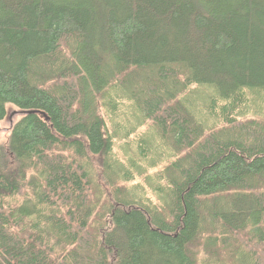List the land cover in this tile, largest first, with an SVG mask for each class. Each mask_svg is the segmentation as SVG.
Returning a JSON list of instances; mask_svg holds the SVG:
<instances>
[{
	"label": "trees",
	"instance_id": "16d2710c",
	"mask_svg": "<svg viewBox=\"0 0 264 264\" xmlns=\"http://www.w3.org/2000/svg\"><path fill=\"white\" fill-rule=\"evenodd\" d=\"M251 96L264 0H0V264H264Z\"/></svg>",
	"mask_w": 264,
	"mask_h": 264
},
{
	"label": "rangeland",
	"instance_id": "374dc122",
	"mask_svg": "<svg viewBox=\"0 0 264 264\" xmlns=\"http://www.w3.org/2000/svg\"><path fill=\"white\" fill-rule=\"evenodd\" d=\"M203 98H205V96ZM203 98H201L200 100H202ZM213 100L214 99L210 97V100L208 103L203 102L205 104V106H203L199 101L195 102L194 104H195L196 108L202 107V109L200 108V110H201L200 114H203L202 110H207V108H208V114L213 115V113H211L213 110L216 112L219 111V108H216V109L214 108L215 103ZM217 104H218V102H217ZM221 104L222 103H219L218 105L220 106ZM249 110L250 111L248 112V114L245 115L244 117H242L243 119H256V118H258V119L264 120V99L251 96L250 97V108H249ZM101 112L104 116H107L106 115V109L104 107L101 109ZM22 115L23 114L19 110H17L16 108H14L13 106H8V116L4 121L0 122V143H5L9 140L13 125L22 117ZM156 138H157V140H159L158 134L155 135V139ZM119 149H120V147L118 145L116 147L117 153H118ZM116 156H117V154H116ZM160 168H158V169L156 168V169L160 170ZM153 172H155V171H153ZM139 193L142 194L143 191H141ZM147 193L150 197H155V196H153V194H152L153 192L151 190L148 189Z\"/></svg>",
	"mask_w": 264,
	"mask_h": 264
}]
</instances>
